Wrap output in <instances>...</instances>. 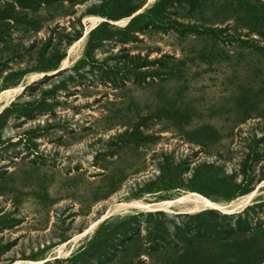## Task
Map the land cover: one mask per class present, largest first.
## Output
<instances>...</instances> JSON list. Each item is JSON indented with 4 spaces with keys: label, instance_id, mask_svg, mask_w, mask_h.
Listing matches in <instances>:
<instances>
[{
    "label": "rangeland",
    "instance_id": "obj_1",
    "mask_svg": "<svg viewBox=\"0 0 264 264\" xmlns=\"http://www.w3.org/2000/svg\"><path fill=\"white\" fill-rule=\"evenodd\" d=\"M5 111L0 264H264V0H0Z\"/></svg>",
    "mask_w": 264,
    "mask_h": 264
},
{
    "label": "trees",
    "instance_id": "obj_2",
    "mask_svg": "<svg viewBox=\"0 0 264 264\" xmlns=\"http://www.w3.org/2000/svg\"><path fill=\"white\" fill-rule=\"evenodd\" d=\"M5 113H6V111L4 113L0 114V119L2 118V116ZM213 214H214L213 211H209V212L207 211V212H203L200 216H203V217H206V216L213 217ZM212 229H213L212 226H203V227L200 228L199 231H201L204 234H209V233L212 234L213 233L212 232L213 231Z\"/></svg>",
    "mask_w": 264,
    "mask_h": 264
},
{
    "label": "bare ground",
    "instance_id": "obj_3",
    "mask_svg": "<svg viewBox=\"0 0 264 264\" xmlns=\"http://www.w3.org/2000/svg\"><path fill=\"white\" fill-rule=\"evenodd\" d=\"M199 200H201V199H199ZM203 200V199H202ZM206 201V200H205ZM204 204V203H203ZM206 204H209V205H212V203L211 202H208V201H206ZM202 205V204H201ZM215 205V204H214ZM207 206V205H206ZM209 207V206H208ZM211 208V207H210ZM214 208V207H213Z\"/></svg>",
    "mask_w": 264,
    "mask_h": 264
}]
</instances>
